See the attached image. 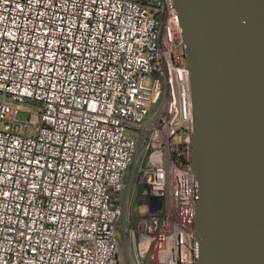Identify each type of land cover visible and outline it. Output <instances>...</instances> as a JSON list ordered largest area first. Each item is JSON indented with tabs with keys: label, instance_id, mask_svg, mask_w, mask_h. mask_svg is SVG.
Instances as JSON below:
<instances>
[{
	"label": "built area",
	"instance_id": "obj_1",
	"mask_svg": "<svg viewBox=\"0 0 264 264\" xmlns=\"http://www.w3.org/2000/svg\"><path fill=\"white\" fill-rule=\"evenodd\" d=\"M193 125L175 0H0V264H197Z\"/></svg>",
	"mask_w": 264,
	"mask_h": 264
},
{
	"label": "water",
	"instance_id": "obj_2",
	"mask_svg": "<svg viewBox=\"0 0 264 264\" xmlns=\"http://www.w3.org/2000/svg\"><path fill=\"white\" fill-rule=\"evenodd\" d=\"M190 71L197 264H264V0H175Z\"/></svg>",
	"mask_w": 264,
	"mask_h": 264
},
{
	"label": "rangeland",
	"instance_id": "obj_3",
	"mask_svg": "<svg viewBox=\"0 0 264 264\" xmlns=\"http://www.w3.org/2000/svg\"><path fill=\"white\" fill-rule=\"evenodd\" d=\"M147 82L150 83L151 82L150 79ZM25 108H26V110L31 111L32 114L34 113V115H31V119L34 122H38V117H37L36 112L39 110V106L36 105V104L28 102V103L25 104ZM156 108H157V105H153L152 108H151V113L154 112ZM18 118L20 120L25 121L28 118V113L21 112L18 115ZM130 174H131V172L129 171L128 174H127V178H126L127 184H129ZM142 190H143L142 186L135 187V185H133V187L131 188V192H130L131 197H132L130 199L132 200V202L130 204L128 212L130 213L132 225L135 228L138 225L139 219L142 217L141 208L148 201L147 197L143 196ZM125 197H126V192L121 194V200L123 201L125 199ZM119 223H120V226H122L123 217L120 218ZM119 232H120V237H121V240H122V243L120 245V251H119L120 260H121L122 264H130L127 248H126L125 243H124L123 229L119 228ZM130 253H131V256H132V260L134 261V264H136L135 248L133 246L131 247Z\"/></svg>",
	"mask_w": 264,
	"mask_h": 264
},
{
	"label": "crops",
	"instance_id": "obj_4",
	"mask_svg": "<svg viewBox=\"0 0 264 264\" xmlns=\"http://www.w3.org/2000/svg\"><path fill=\"white\" fill-rule=\"evenodd\" d=\"M136 187H137V186H136ZM125 192H126V191H125ZM123 193H124V192H123ZM125 198H126V197H125ZM130 198H132L131 195H130ZM123 201H125V199H124ZM131 202H132V200L130 199V200H129V206H128L127 211H126V214H127L128 217H130V213L128 212V210H129V207H130ZM146 204H147V203H146ZM146 204L141 208V214H142V215H143V209H144V207L146 206ZM130 220H131V217H130ZM131 223H132V221H131Z\"/></svg>",
	"mask_w": 264,
	"mask_h": 264
}]
</instances>
